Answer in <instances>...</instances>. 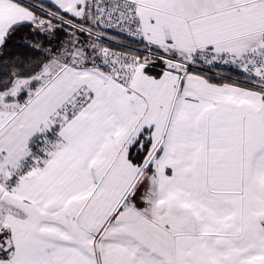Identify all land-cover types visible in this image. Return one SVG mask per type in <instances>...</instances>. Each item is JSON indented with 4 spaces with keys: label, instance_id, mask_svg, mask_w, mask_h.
<instances>
[{
    "label": "snow or ice",
    "instance_id": "snow-or-ice-1",
    "mask_svg": "<svg viewBox=\"0 0 264 264\" xmlns=\"http://www.w3.org/2000/svg\"><path fill=\"white\" fill-rule=\"evenodd\" d=\"M0 264H264V0H0Z\"/></svg>",
    "mask_w": 264,
    "mask_h": 264
}]
</instances>
